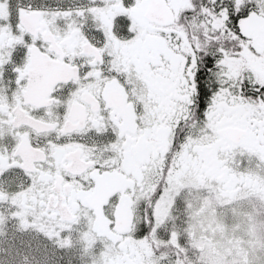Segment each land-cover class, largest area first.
Wrapping results in <instances>:
<instances>
[{"label": "snow or ice", "instance_id": "6c2138e0", "mask_svg": "<svg viewBox=\"0 0 264 264\" xmlns=\"http://www.w3.org/2000/svg\"><path fill=\"white\" fill-rule=\"evenodd\" d=\"M0 264H264V0H0Z\"/></svg>", "mask_w": 264, "mask_h": 264}]
</instances>
